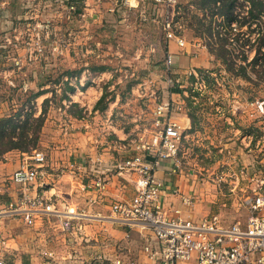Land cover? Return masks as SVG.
<instances>
[{
	"label": "crops",
	"instance_id": "0c3cea01",
	"mask_svg": "<svg viewBox=\"0 0 264 264\" xmlns=\"http://www.w3.org/2000/svg\"><path fill=\"white\" fill-rule=\"evenodd\" d=\"M113 7V10L119 8L118 5ZM165 44L182 81L186 79L184 74L188 68H207L210 54L205 46L192 44L181 49L173 41H166ZM2 72L5 73L0 70V76ZM28 81L30 83V78ZM85 88L83 93L78 94L77 91L66 98L84 108L79 116L67 111L53 117L49 113L46 115L39 141L45 161L39 168L40 176L31 192L32 196L45 194L62 213L80 220H74L72 225L82 223L83 233L64 232L58 220L45 213L39 214L32 228L26 227L18 217H1L0 257L7 264H149L143 248L148 244L153 250L159 248L149 229L139 224L127 225L111 211L114 202L129 201L134 194L133 178L124 180L117 177L115 165L136 153L137 141L149 140L154 128L155 110L153 113H114L118 98L108 104L105 111L94 110L103 88L96 82ZM172 90H167L163 99L175 102L174 106H182V93ZM4 102L0 100V113L4 111ZM238 111L214 113L205 119V124L197 120L195 113H190L195 118L193 125L188 113L183 110L168 113L186 136L177 158L162 161L156 171V178L162 183L165 195L163 207L171 214L178 209L185 219L199 221L217 215L224 226L231 223L221 218L227 198L230 200L233 197L230 192H235L231 187L234 183L231 174L239 167H247L251 172L262 163L259 160L261 141L258 137L262 113ZM145 114L147 119L142 120ZM109 120L112 127L108 124ZM138 120L142 121L137 123ZM190 147L205 149L208 163L201 164L198 155L189 152ZM214 150L218 153L216 157ZM188 152V160L192 163L185 159ZM24 160L25 153L18 151L0 154V207L19 201L20 191L9 181V177ZM219 165L222 166L219 171L224 172L226 177L221 187L216 185L213 175L217 174L213 170ZM202 172L209 173L210 178ZM101 178L107 179V184L99 194L94 183ZM173 190H178L179 194H173ZM183 197H192V205H184ZM259 213L264 216V208Z\"/></svg>",
	"mask_w": 264,
	"mask_h": 264
},
{
	"label": "rangeland",
	"instance_id": "374dc122",
	"mask_svg": "<svg viewBox=\"0 0 264 264\" xmlns=\"http://www.w3.org/2000/svg\"><path fill=\"white\" fill-rule=\"evenodd\" d=\"M67 1L0 0V3H3L0 6V70L5 72L0 76V97L7 99L3 103L4 111L0 113V118L12 117L17 114L12 112L20 108L24 112L20 113L22 122L32 119L31 115L39 116L40 113H30L29 105L23 106V103L38 92L44 93L35 100L32 97V101L40 107L44 99H49L46 115L49 113L52 117L58 116L65 113L64 111L76 115L83 113L84 108L77 106L72 99H59L65 84L74 88V91L65 92L66 96L74 95L77 91L78 94L83 93L88 84H101L103 91L106 88L108 92L107 102L99 105V108L105 107L102 111L116 98L119 102L113 109L114 113H153L158 104H175L171 100L163 99L170 89L165 81L166 40L159 21L151 15V5L147 2L149 0L144 2L141 11L119 5V8L115 7L111 12H107L114 6L111 5V0H103L100 8L94 4V0H90L87 7L83 8L82 14L73 11L68 13L65 5ZM180 2L183 14L181 25L186 42L189 46L211 45L206 33L200 34L201 38L197 36L198 30L206 32L210 19L208 7L205 11H200L194 9L193 3V9H188L185 4L187 0ZM242 3L243 0H237L238 6ZM238 6L233 9L234 15L239 11ZM197 16L204 19L201 28ZM221 22L222 18L218 17L211 26L215 31L225 34L223 37H226L227 42L224 49L231 53L227 56L236 63L234 67L237 68L244 64L240 60L242 54L239 38L240 32L246 29L239 30L235 24L226 27ZM252 37L250 36L251 44L254 42ZM254 54V50L247 53V62L253 59ZM261 59L264 61V56ZM102 67V70L98 69ZM246 68L249 70L248 75L255 79L256 85L235 76L236 71H227L221 60L210 55L207 68L198 69L204 77V87L201 90L199 86H190L189 79L183 81L186 93L182 95L192 102L194 108H188L184 101L180 107L184 112L195 113L197 120L200 119L202 124L214 113H239L238 110H245L244 113H262L258 137L261 141L259 160L264 163V84L258 82L259 79L250 71L249 65ZM256 70L260 73L261 67L257 66ZM262 73L264 75V69ZM194 92L198 94L195 95ZM27 115H30V118ZM144 119H147L146 114L142 116V120ZM35 127V124H32L31 130ZM7 131H10V128ZM155 131L153 128L150 135ZM16 133H19L18 129ZM41 148L38 142L37 150L40 151ZM198 150L201 151L197 153ZM198 150L190 147L189 152H195L201 164L208 163L209 159L204 155L205 149ZM216 151L214 150V157L218 155ZM246 151L247 149L244 150ZM188 153L185 159L192 163L188 160ZM221 168L219 165L213 171L219 175L224 173L219 171ZM209 173L202 172V175L208 176ZM217 174H213L214 178ZM243 184L242 190L230 192L233 197L226 200L227 206L221 218L227 223L236 219L243 220L249 215L243 205V198L252 197V192L245 182L241 181L242 187Z\"/></svg>",
	"mask_w": 264,
	"mask_h": 264
},
{
	"label": "built area",
	"instance_id": "2783aa9c",
	"mask_svg": "<svg viewBox=\"0 0 264 264\" xmlns=\"http://www.w3.org/2000/svg\"><path fill=\"white\" fill-rule=\"evenodd\" d=\"M89 1L68 0L65 5L68 13L73 11L82 14ZM149 1L151 15L159 21L165 40L173 41L181 49L186 48L189 44L185 40L181 25L183 14L180 0ZM144 2L111 0L110 3L141 11ZM103 3V0H94L98 8ZM185 4L189 9H193V0H187ZM2 5L3 3H0V6ZM112 8L108 11H112ZM234 24L237 25L233 22L230 26ZM239 46L241 48V41ZM244 48L248 49V46ZM165 66L166 83L170 89H177L185 94L186 87L175 71L173 57L168 53L165 57ZM184 76L191 80L190 86H199L200 90L204 87V77L198 69L190 67ZM181 110L180 106L173 107L168 102L158 104L154 111L153 125L156 129L154 134L147 141L144 139L137 141L136 153L115 165L117 177L124 180L133 178L134 194L129 201L114 202L111 205L112 213L127 225L139 224L152 232L159 248L153 250L150 244L143 248L150 260L149 264H264V216L259 213L264 208V163H260V168L251 172L247 167H239L231 174L234 177V183L231 184L233 191L242 190L244 186L242 187L241 181H244L252 192V197L243 198V205L249 211V215L243 220L236 219L224 226L217 215H210L193 221L183 218L178 209L173 210L171 214L163 207L165 195L162 183L156 178V171L162 161L177 158L186 137L179 125L168 116L171 111ZM108 124L112 127L110 120ZM44 161L45 155L38 150L25 153V160L9 177V181L18 187L21 196L19 201L9 202L0 207V218L18 217L26 227L32 228L39 214L45 213L56 218L64 232L83 233V224L77 222L76 225H72L77 219L62 213L56 203L45 194L32 196V187L40 176L39 168ZM225 178V174L220 173L214 181L221 187L225 184ZM106 184L107 179L101 178L94 183V187L100 194L105 190ZM172 193L177 195L179 191L173 190ZM182 202L186 206H191L193 199L183 197ZM0 264L7 262L0 257Z\"/></svg>",
	"mask_w": 264,
	"mask_h": 264
},
{
	"label": "trees",
	"instance_id": "16d2710c",
	"mask_svg": "<svg viewBox=\"0 0 264 264\" xmlns=\"http://www.w3.org/2000/svg\"><path fill=\"white\" fill-rule=\"evenodd\" d=\"M79 2V0H70ZM194 9L205 11L208 7L210 10V19L207 23L206 32L203 30H198L197 36L202 33H206L208 38L211 41V45H208L207 51L208 53L218 59L221 60L222 63L227 67V71H231L235 73V76L241 77L242 79L256 85L254 83L255 79H252L248 74L249 70L246 68L247 65L250 67V71L255 73L254 76L256 79L258 78L260 83L264 84V75L262 73L264 69V61H262L261 57L264 56V0H243V3L239 6L237 5V0H193ZM238 6V13L234 15L235 7ZM188 8V7H187ZM186 8L187 11H189ZM204 9V10H203ZM192 14V12H191ZM222 18V25H226L229 27L233 22H236L238 28L241 30L245 28L246 31L241 32V36L239 40L241 41V51L242 54L240 56V60L244 62V64L239 65L237 68L234 67V62H232L227 54H231L230 52L224 49L225 43L227 42L226 37H223L225 34L221 32L215 31L212 28L211 23H215L216 18ZM197 18H199L197 16ZM198 23L201 26L204 24L202 23L204 19L199 18L197 19ZM250 36L254 39V42L250 43ZM248 46V49L244 47ZM250 46V47H249ZM252 48V49H251ZM250 50H254V57L250 62H247L248 55L247 53ZM260 55V56H259ZM261 67V72L259 73L256 70V67ZM100 70L102 68H98ZM191 81V80H190ZM74 88L69 87L67 84L64 86V90L61 93L59 99L67 98L65 95L66 91H73ZM172 89H170L171 91ZM174 93L177 92L181 94V91H177V89L172 90ZM44 92H38L33 94L27 102L23 103L24 105L30 106V113H40L39 116L31 115L32 119H28L27 121H21L22 114L24 113L23 109L20 108L18 111L12 112L17 113L12 117L0 118V154H4L9 151H19L22 153H31L33 150H37L38 142H39V134L41 132V128L45 121V113H47L46 106H48L49 99H44L41 103L40 107H37L35 101H32V97L35 100ZM197 95V92H194ZM182 95V94H181ZM55 96V94H54ZM108 92L106 88H104L103 94L100 97L99 101L97 102L94 110L102 111L105 107L99 108V105L104 101L107 102ZM182 95L183 101L186 103L188 108L193 109L192 102L185 98ZM6 101L7 99H1ZM106 105V104H105ZM11 105H9L10 107ZM70 113V111H68ZM187 113V112H185ZM75 116H79V114H74ZM30 115H27L29 117ZM188 116L191 119L192 125L195 123V118L188 112ZM30 118V117H29ZM22 122V123H21ZM32 124H35V128L31 130ZM10 128V131H7ZM19 130V133H16V130ZM14 140V141H13ZM8 144V146H5Z\"/></svg>",
	"mask_w": 264,
	"mask_h": 264
}]
</instances>
